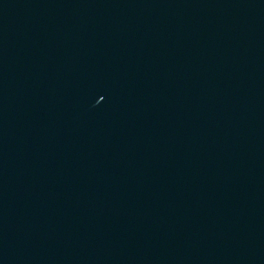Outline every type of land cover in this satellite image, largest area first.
<instances>
[{
	"label": "water",
	"instance_id": "water-1",
	"mask_svg": "<svg viewBox=\"0 0 264 264\" xmlns=\"http://www.w3.org/2000/svg\"><path fill=\"white\" fill-rule=\"evenodd\" d=\"M0 264H264V0H0Z\"/></svg>",
	"mask_w": 264,
	"mask_h": 264
}]
</instances>
